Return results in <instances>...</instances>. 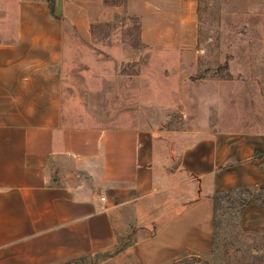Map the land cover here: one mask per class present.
Returning <instances> with one entry per match:
<instances>
[{"label":"crops","instance_id":"crops-1","mask_svg":"<svg viewBox=\"0 0 264 264\" xmlns=\"http://www.w3.org/2000/svg\"><path fill=\"white\" fill-rule=\"evenodd\" d=\"M0 31V264H163L213 246L218 192L264 187V131L215 129L184 145L176 162L193 196L156 229L121 245L119 210L155 193L160 137L149 125L63 121L66 28L84 41L124 13L163 54L195 56L198 0H8ZM194 66L185 69L193 71ZM103 197V199L101 198ZM241 226L264 230V209L242 206Z\"/></svg>","mask_w":264,"mask_h":264},{"label":"rangeland","instance_id":"rangeland-1","mask_svg":"<svg viewBox=\"0 0 264 264\" xmlns=\"http://www.w3.org/2000/svg\"><path fill=\"white\" fill-rule=\"evenodd\" d=\"M7 1L0 0V31L13 22ZM197 13L198 51L191 57L144 44L138 18L124 13L94 24L89 41L65 25L63 121L149 125L161 139L154 195L115 217L121 245L153 232L193 196L175 160L184 145L215 129L264 131V0H198ZM250 190L239 197L264 198V187ZM241 208L233 193L218 198L211 252L190 251L163 264H264V230H244Z\"/></svg>","mask_w":264,"mask_h":264},{"label":"trees","instance_id":"trees-1","mask_svg":"<svg viewBox=\"0 0 264 264\" xmlns=\"http://www.w3.org/2000/svg\"><path fill=\"white\" fill-rule=\"evenodd\" d=\"M52 1L53 0H49L50 2V5H51V9H52ZM251 186H241L237 189H230L228 191H224V192H218V193H215L212 198L214 200V203H215V210H216V203H217V199L222 197V196H228L230 194H235V196L237 198H239V203L244 206L245 204L249 203V202H254V203H257L261 206V208L264 209V198L260 195H257V196H254L253 198L249 199V198H246V197H239L241 196L242 194V191H248L249 193L251 192L250 190Z\"/></svg>","mask_w":264,"mask_h":264},{"label":"built area","instance_id":"built-area-1","mask_svg":"<svg viewBox=\"0 0 264 264\" xmlns=\"http://www.w3.org/2000/svg\"><path fill=\"white\" fill-rule=\"evenodd\" d=\"M103 199V197H101Z\"/></svg>","mask_w":264,"mask_h":264}]
</instances>
